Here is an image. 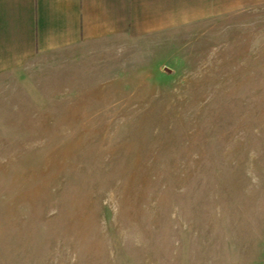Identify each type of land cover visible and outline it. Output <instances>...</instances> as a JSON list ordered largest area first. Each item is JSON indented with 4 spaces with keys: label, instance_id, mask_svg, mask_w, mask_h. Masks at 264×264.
<instances>
[{
    "label": "rangeland",
    "instance_id": "1",
    "mask_svg": "<svg viewBox=\"0 0 264 264\" xmlns=\"http://www.w3.org/2000/svg\"><path fill=\"white\" fill-rule=\"evenodd\" d=\"M0 264H264V6L0 75Z\"/></svg>",
    "mask_w": 264,
    "mask_h": 264
},
{
    "label": "crops",
    "instance_id": "2",
    "mask_svg": "<svg viewBox=\"0 0 264 264\" xmlns=\"http://www.w3.org/2000/svg\"><path fill=\"white\" fill-rule=\"evenodd\" d=\"M264 6V0H0V75L37 57L143 37Z\"/></svg>",
    "mask_w": 264,
    "mask_h": 264
}]
</instances>
